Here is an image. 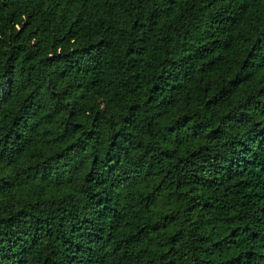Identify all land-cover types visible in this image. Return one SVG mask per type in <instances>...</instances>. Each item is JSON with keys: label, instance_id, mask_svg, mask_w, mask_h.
Listing matches in <instances>:
<instances>
[{"label": "trees", "instance_id": "1", "mask_svg": "<svg viewBox=\"0 0 264 264\" xmlns=\"http://www.w3.org/2000/svg\"><path fill=\"white\" fill-rule=\"evenodd\" d=\"M0 264H264V0H0Z\"/></svg>", "mask_w": 264, "mask_h": 264}]
</instances>
